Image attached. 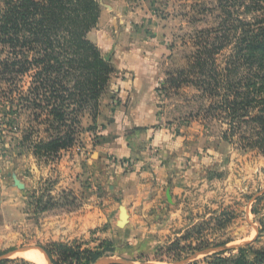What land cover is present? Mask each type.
<instances>
[{
	"label": "rangeland",
	"instance_id": "obj_1",
	"mask_svg": "<svg viewBox=\"0 0 264 264\" xmlns=\"http://www.w3.org/2000/svg\"><path fill=\"white\" fill-rule=\"evenodd\" d=\"M98 1L101 18L89 40L94 43L96 36L107 40L105 50L94 44L117 70L100 112L112 111L119 104L120 91L128 93L129 106L138 99L156 108V129L186 137L194 154L184 169L190 179L188 193L168 210V216L167 208L158 216L169 226L161 245L143 253L118 246L108 258L130 264H233L239 248L248 247L249 258L255 260L252 254L264 251V154L240 149L236 137L233 144L225 141L230 129L227 121L206 112L212 102L198 98L194 87L177 90L166 83L169 74L186 67L191 33L212 26L213 18L191 24L193 19H202L197 13L200 7L190 9L196 1ZM202 1L214 6L213 0ZM91 120L89 115L83 118L71 149L48 160L37 158L29 143L22 142L27 117L20 118V127L12 134H5L6 126L0 125V153L25 156L34 164L29 167L27 162L19 175H0V259L6 264H39L24 251L35 252L55 243L95 249L102 242L108 225L76 228L73 236L70 227L79 216L72 214L79 213L84 198L73 197L72 188L65 186L69 165H61V156L69 160L76 156L84 162L102 142L101 126H93ZM5 122L14 120L9 117ZM78 164L85 170L81 161ZM61 180L65 184L59 186Z\"/></svg>",
	"mask_w": 264,
	"mask_h": 264
},
{
	"label": "trees",
	"instance_id": "obj_2",
	"mask_svg": "<svg viewBox=\"0 0 264 264\" xmlns=\"http://www.w3.org/2000/svg\"><path fill=\"white\" fill-rule=\"evenodd\" d=\"M175 1H196L190 9L200 7L202 19L190 23L213 18V25L191 33L187 65L166 83L177 90L194 87L198 98L212 102L206 112L227 121L225 141L237 138L240 149L264 154V0H213V7L202 0ZM101 11L98 0H0V125L12 134L27 117L22 142L37 158L71 149L83 118L100 115L116 74L88 38ZM9 117L13 123L5 122ZM247 248H239L233 264H264V251L251 260ZM43 250L51 264H96L115 247L103 241L95 249L55 243Z\"/></svg>",
	"mask_w": 264,
	"mask_h": 264
},
{
	"label": "crops",
	"instance_id": "obj_3",
	"mask_svg": "<svg viewBox=\"0 0 264 264\" xmlns=\"http://www.w3.org/2000/svg\"><path fill=\"white\" fill-rule=\"evenodd\" d=\"M94 43L102 50L108 49L106 39L96 36ZM129 96L120 91L119 104L91 120L93 126H101L103 138L89 158L85 157L83 162L76 156L71 160L61 156V165H69V175L64 180L66 184L61 180L59 186H70L73 197L84 198L79 213L72 214L79 216L75 226L70 227L73 236L76 228L100 229L108 225L102 242L143 253L163 242L169 226L166 221L160 222L158 216L165 213V208L168 216V210L174 209L178 199L188 193L190 179L184 169L194 154L186 137L156 129V108L138 99L129 106ZM27 162L28 157L0 153V175H19L27 168ZM129 163L131 169L127 167ZM30 166L34 164L30 162ZM173 213L169 211L170 215ZM105 258L108 257L96 264H104L100 261Z\"/></svg>",
	"mask_w": 264,
	"mask_h": 264
},
{
	"label": "bare ground",
	"instance_id": "obj_4",
	"mask_svg": "<svg viewBox=\"0 0 264 264\" xmlns=\"http://www.w3.org/2000/svg\"><path fill=\"white\" fill-rule=\"evenodd\" d=\"M27 253L26 254V257L33 260L34 262H37L39 264H42L44 262L47 263V258L45 256V254L41 251H35V252H25Z\"/></svg>",
	"mask_w": 264,
	"mask_h": 264
},
{
	"label": "water",
	"instance_id": "obj_5",
	"mask_svg": "<svg viewBox=\"0 0 264 264\" xmlns=\"http://www.w3.org/2000/svg\"><path fill=\"white\" fill-rule=\"evenodd\" d=\"M17 184H18V183H17ZM19 187L22 189V186L19 185ZM169 198H170V196H169ZM37 251H42V252L45 254V256H46V258H47V260H48V263L51 264V262H50V260H49V258H48V256H47V254H46V252H45L43 249L38 248ZM24 252H27V251H24ZM1 261H2V260L0 259V262H1ZM100 263H104V264H130L129 262L119 263V262H117V261H113V260H111V259H109V258H105V259L101 260Z\"/></svg>",
	"mask_w": 264,
	"mask_h": 264
},
{
	"label": "built area",
	"instance_id": "obj_6",
	"mask_svg": "<svg viewBox=\"0 0 264 264\" xmlns=\"http://www.w3.org/2000/svg\"><path fill=\"white\" fill-rule=\"evenodd\" d=\"M127 167H128V165H127Z\"/></svg>",
	"mask_w": 264,
	"mask_h": 264
}]
</instances>
